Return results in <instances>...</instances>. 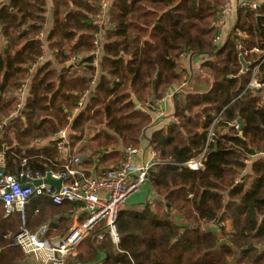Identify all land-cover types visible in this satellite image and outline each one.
Masks as SVG:
<instances>
[{"label":"trees","instance_id":"16d2710c","mask_svg":"<svg viewBox=\"0 0 264 264\" xmlns=\"http://www.w3.org/2000/svg\"><path fill=\"white\" fill-rule=\"evenodd\" d=\"M225 1L110 0L102 28L107 0H51L46 44L40 37L46 0H10L0 9V151L10 175L22 159L45 174L78 158L74 170L98 163L101 176L123 162L119 147L138 148L151 124L149 111L136 109L132 96L139 107L161 99L185 82L182 57L200 59L203 80L191 79L174 96L178 123L148 140L158 156L145 185L149 200L118 214L123 253L114 252L107 237L97 241L103 233L97 226L78 246L76 262L101 254L102 264H264V94L248 88L253 67L264 59V5L239 8L229 33L215 44ZM236 30L244 34L239 42ZM46 51L50 60H44ZM34 64L21 118H12L13 94ZM256 77L264 82V62ZM61 129L62 154L55 137ZM201 155L202 168L189 169L186 164ZM75 208L32 198L28 228L47 224V238L62 237ZM18 226L17 215L3 217L0 203V264H25L11 241Z\"/></svg>","mask_w":264,"mask_h":264},{"label":"built area","instance_id":"2783aa9c","mask_svg":"<svg viewBox=\"0 0 264 264\" xmlns=\"http://www.w3.org/2000/svg\"><path fill=\"white\" fill-rule=\"evenodd\" d=\"M103 6L104 8L108 6L107 2ZM244 6H248L249 9L255 11L261 5L251 0H231L222 5L216 22L217 34L213 40L215 44L223 41L226 34L231 30L228 25L229 22H232L235 18L237 10ZM235 35L237 36V42L244 39V34L239 30L235 31ZM40 37L46 44L44 32ZM241 47L238 43V51L242 50ZM243 54L247 55L248 52L243 51ZM38 61L37 64L41 63L43 58H39ZM263 62L264 59H260L253 67L252 78L248 84L249 89L259 90L262 94H264V83L257 79L256 74ZM37 64L29 69L28 75L13 94L17 98V102L10 114L12 118H21L26 92L29 89L28 83ZM93 64H96V61ZM95 82V79H92L90 86L93 87ZM83 102L82 97L75 112L83 107ZM163 102L164 97L146 104V109L156 111L157 116L161 118L164 116L161 109ZM140 110L143 111L142 108ZM170 122L178 123L173 118ZM209 135H213L212 130H209ZM55 137L59 140L56 144V150L62 154L65 148L63 144L66 131L63 129L57 131ZM139 152L138 149L128 148L125 151L126 158L122 163L107 168L101 176H87L85 171L72 168V166L78 165V158H73L66 163L62 170L55 173L47 171L45 174L34 171L27 165V160L22 159L15 174L10 175L4 172V153L0 151V203L3 208V217L17 215L19 219L18 229L11 237L12 245L20 248L25 256L34 257L38 264H80L75 261L78 246L90 232L95 230L97 226H101L103 233L97 236V241L101 242L105 237L109 238L112 250L117 254H122L123 252L118 247L120 243V234L117 229L118 214L122 211L126 200L138 192L142 186L149 183V172L158 164V156L152 150L149 152L150 159L147 162L132 163V155H138ZM201 158L202 155L192 159L186 164L187 167L191 170L202 168ZM47 173H50L52 178L62 181L57 192L54 188L44 184L31 186L35 181H42L46 178ZM28 185L30 187L24 189ZM37 197H45L54 205L64 203L75 205L77 211L85 215V220L81 222L76 220L61 239L47 238L48 229L46 225H40L32 232L28 228L26 209L30 200ZM262 250L264 251V248Z\"/></svg>","mask_w":264,"mask_h":264},{"label":"crops","instance_id":"0c3cea01","mask_svg":"<svg viewBox=\"0 0 264 264\" xmlns=\"http://www.w3.org/2000/svg\"><path fill=\"white\" fill-rule=\"evenodd\" d=\"M241 1H246V0H241ZM251 1L257 2L260 5H263V3H264V0H251ZM9 2H10V0H0V9L3 6L8 5ZM46 2H47V6H46V11L47 12H46V24H45V28H44V33H47L49 27L51 26V22H52V20H51L52 19V17H51V6H52L51 0H46ZM109 2H110V0H107V4L108 5H109ZM235 18H236V16H235ZM235 18L232 20V23H231L232 26H233V24L235 22ZM3 47H4V44H0V48H3ZM51 57H52L51 53L49 51H46L45 55H44V60H50ZM199 62H200L199 58L190 59L188 56H184L182 58V67L185 70V73H184L185 82L182 85H180V86H173L167 92V94H165L163 96L164 97V102L161 104V109L164 112V116L163 117H161V118L158 117L157 114H156V111H149V115L151 116L152 121H151L150 126L148 128H146V130L143 133V136L141 137L140 145L138 147V150L140 151L139 154L138 155H132V158H131L132 163L141 164V163L147 162L150 159L149 152H150L151 149H150V147L148 145V140H149L151 134L154 133L155 131L160 130L167 123H169L171 121V118H173L172 115H173V111H174V96L176 94H178V93H181L183 91L184 86H186V84H188V82L191 80V77H192L189 74L187 68L190 69V72H192V69L198 70L197 64ZM183 63H184V66H183ZM101 75L102 74H101L100 70H98L97 75H96V81H98V79L101 77ZM138 108H139V106H138ZM48 142H49V140H46L44 142H38L37 144H38V147H44V146H46L48 144ZM118 150L119 151L121 150L125 154L126 150H122L121 147H119ZM73 153H74V156H78V157L81 156L82 157L81 152H79L76 149L73 150ZM125 158H126V156H124V160H125ZM112 166H115V164L104 168V170L109 168V167H112ZM100 168H101V165H99L98 163H95L94 166H92L91 168L84 169V170H86V173H88V174H90L92 176H94V175L97 176L98 172L100 171ZM141 188H145V190H143L142 194L140 196H138V195L132 196L130 198L129 205L128 206L124 205L122 210H128V209L132 208V207L129 208L130 204H132L134 202H140L142 199H144L142 202H144V201L146 202L147 200H149V197H147V196H150L151 194L148 193L147 188L145 186H142ZM141 188L139 190H141ZM136 193H134V194H136ZM136 199H137V201H136ZM70 205H72V204H70ZM60 216L61 215L58 214L55 217L54 220H57V219L61 218ZM76 220H78V222H81V221L85 220V215L84 214H80V212L77 211V206L73 210V213L71 214V216H70V218L68 220V225H67V229L65 231V234H67V232L69 231V229L71 228L73 223L76 222ZM41 225L48 226L47 224H41ZM55 225H58V224L56 223ZM62 226L63 227L60 228V230L65 229V224L62 225ZM102 229H101V231L103 232ZM52 230H56V227L52 226ZM65 234L62 237L61 236H53L50 239H54V240L61 239V238H63L65 236ZM105 256L106 255H101L100 254V255H98L95 258L94 261L89 262L87 264H102V261L104 260ZM25 257H26L25 264H38V262L36 261V259L34 257H32L30 255H26Z\"/></svg>","mask_w":264,"mask_h":264},{"label":"water","instance_id":"95a60500","mask_svg":"<svg viewBox=\"0 0 264 264\" xmlns=\"http://www.w3.org/2000/svg\"><path fill=\"white\" fill-rule=\"evenodd\" d=\"M108 12H109V8L105 7L104 8V22L107 21ZM256 20H257V24L259 25L260 24V17H257ZM102 28H104L103 25H102ZM241 63H242V71L244 72L246 69V64L243 61H241ZM132 100L136 105V109H138V106H139L138 101L133 96H132ZM237 124H238V129L241 130L242 122L239 119L237 120ZM61 183H62L61 180L54 179L50 176V173H47L46 178H44L42 181H35L34 183L31 184V186H38L40 184H44V185H47V186L54 188L55 191L57 192L61 186ZM28 187H30V185L25 186L24 189H26Z\"/></svg>","mask_w":264,"mask_h":264},{"label":"rangeland","instance_id":"374dc122","mask_svg":"<svg viewBox=\"0 0 264 264\" xmlns=\"http://www.w3.org/2000/svg\"><path fill=\"white\" fill-rule=\"evenodd\" d=\"M229 1H231V0H226L223 4H225V3H228ZM239 1H241V0H239ZM222 4V5H223ZM99 20L101 21V23H102V25L104 26V24L106 23V22H104V14H102L101 16H99ZM231 23L232 22H229V29H231ZM217 30V29H216ZM183 58V57H182ZM199 64H200V62L197 64V68H198V70H196V69H192V72H190V69H188L187 68V70H188V72H189V74L192 76L191 77V79H193V78H196V79H200V80H203V78H204V73H202V70H200L199 69ZM95 65V64H94ZM183 66H184V63H183ZM196 67V66H195ZM199 80V81H200ZM148 103H151V102H148ZM147 103V104H148ZM140 109L142 108L143 109V112H147V111H151V110H148V109H146V105H144V106H140L139 107ZM151 121H152V119H151ZM139 147V146H138ZM133 149H138V148H133ZM147 188V187H146ZM143 190H145V188H141V190H139L136 194H133V195H131L127 200H126V202H125V206H128L129 205V203H130V198L132 197V196H135V195H138V196H140L141 194H142V192H143ZM146 194V193H145ZM146 196V195H145ZM147 197H149V196H147ZM146 197V198H147ZM144 199H142L140 202H134V203H132V204H130V206H129V208L130 207H137L138 205H140V204H144L145 203V201L144 202H142ZM136 201H137V199H136Z\"/></svg>","mask_w":264,"mask_h":264},{"label":"bare ground","instance_id":"6f19581e","mask_svg":"<svg viewBox=\"0 0 264 264\" xmlns=\"http://www.w3.org/2000/svg\"><path fill=\"white\" fill-rule=\"evenodd\" d=\"M261 82H263V81H261ZM264 83V82H263Z\"/></svg>","mask_w":264,"mask_h":264}]
</instances>
